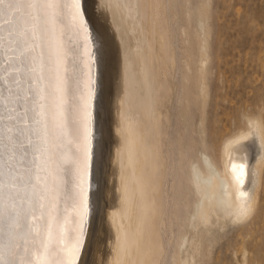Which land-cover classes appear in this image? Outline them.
<instances>
[{"label":"bare ground","instance_id":"bare-ground-1","mask_svg":"<svg viewBox=\"0 0 264 264\" xmlns=\"http://www.w3.org/2000/svg\"><path fill=\"white\" fill-rule=\"evenodd\" d=\"M205 2L209 4V0ZM94 4L98 5V13ZM105 5L106 0H81L85 33L73 20L75 8L71 0H57L54 14H45L39 21L41 34L35 45L29 34L35 15L33 6L18 0L15 6L6 4L0 12V173L9 184L4 189L6 204L14 198L11 175L31 168L35 155V148L24 154L19 142L31 138L33 145L39 147V134L45 126L47 134V152L40 172L46 194L33 209V230L22 241V249L17 250V259L25 262L35 260L38 252L43 253L40 259L44 264H85L88 255L90 264H163L165 259L167 249L161 230L166 226L167 204L163 187L173 166L167 160L171 159V155L167 156L170 151L167 155L164 152V136L170 123V79L173 80L177 68L170 5L167 0H113L112 15L115 19L122 16L123 23L117 24L127 32L122 45L113 38ZM174 15L172 20L178 14ZM198 23L203 30L206 25L202 17ZM128 31L133 33L128 35ZM58 55L64 59L70 84L65 94L62 130L52 118L55 96L50 95L49 86L54 81ZM198 58L203 67V51H199ZM33 67L41 69L38 74L42 79L37 80ZM89 87L93 92L90 155L85 161L80 106L81 96L87 98ZM41 93L49 97L45 102L49 118L44 123L35 118ZM249 127L250 131L230 136L225 142L223 173L203 152H198L199 158L192 163V182L198 190L188 214L192 232L196 233L199 226L210 228L218 222L223 226L226 220L243 222L254 213L264 156L257 157L253 138L257 136L263 147L264 134L259 120L250 121ZM99 136L106 149L102 197L95 216L92 204L99 186ZM177 176L178 173L173 187L175 219L180 217L177 205L181 197ZM168 209L170 203L167 212ZM172 220L169 218L171 234ZM189 234H179L173 264H198L200 241L194 236L189 238ZM168 237L165 236V243ZM5 239L0 236V241ZM102 244L106 246L104 252ZM10 250L9 247L6 251V259L11 258L7 254Z\"/></svg>","mask_w":264,"mask_h":264},{"label":"rangeland","instance_id":"rangeland-1","mask_svg":"<svg viewBox=\"0 0 264 264\" xmlns=\"http://www.w3.org/2000/svg\"><path fill=\"white\" fill-rule=\"evenodd\" d=\"M205 1L167 0V4L170 5L168 6V14L171 16L170 25H173L170 26V31L172 30L175 38L173 43L177 52V68L173 80L170 79L173 97H170L167 105L171 124L169 123L167 135L164 136L166 137L164 148H167L164 152L167 155L170 151L167 156L171 155V159L167 157V160L174 171L168 163V169L173 173L168 170V181L166 185L164 184L166 190L163 187L165 190L163 195L167 197L163 196V198L167 208L170 203L168 209L170 213L166 208L164 217L167 216L165 220L168 228L162 227L161 234L167 250L162 263H174L177 240L183 232L187 234L191 232L189 238L194 236L200 241L201 253L197 257L198 264H264V164L257 205L250 217L239 223L226 220L223 226L220 222L210 228L199 226L196 233L192 232L188 224L193 198L198 195L191 177V165L199 158L197 155L200 152L205 153L223 173V148L229 138L237 133L250 131L249 124L253 119L262 123L264 134V0H209V4ZM112 4L113 0L110 2L106 0L108 25L114 40L122 45L126 42L124 38L127 32L117 24V21L123 23L122 16L119 15L115 19L112 15ZM97 6L94 4L95 12L98 11ZM174 13L178 15L173 21ZM200 16L205 21V30L199 29ZM132 33L133 31H128V35ZM203 38H206V41H203ZM123 51H121L122 57ZM199 51H203V67L198 58ZM101 53L104 54L105 51ZM96 131L99 134L97 128ZM173 135L178 140L174 139ZM253 139L257 157L264 156V145L263 147L260 145L257 136ZM98 142L100 152H96L98 159L96 184L99 183V186H95L96 201L95 205L92 204L95 216L100 209L98 200L102 197L101 176L105 157L103 149H106L105 143L101 142V136ZM177 173L179 176L177 178L180 179L179 193H181L180 203L177 205L179 219L172 217L176 209L174 206L176 190L173 187ZM169 218L173 219V234L169 230ZM215 220L216 218L213 217V221ZM164 235L169 236L166 243ZM100 248L104 252L105 244ZM90 259L88 255L85 264H90Z\"/></svg>","mask_w":264,"mask_h":264},{"label":"snow or ice","instance_id":"snow-or-ice-1","mask_svg":"<svg viewBox=\"0 0 264 264\" xmlns=\"http://www.w3.org/2000/svg\"><path fill=\"white\" fill-rule=\"evenodd\" d=\"M26 3L33 6L35 15L32 17L33 23L29 29V34L33 45L40 37V23L41 18L47 15H53L57 0H25ZM18 0H0V12H3L5 5L15 6ZM75 8L73 20L77 23L80 29L87 33V26L83 19L81 12V0H71ZM87 40V36H86ZM90 44L91 41H88ZM35 49L33 48L32 51ZM91 57V53L89 52ZM64 59L62 56L57 57L55 67L54 81L50 82L52 92L50 95L55 96L54 110L52 111V118L57 121L58 127L63 129L64 108H65V94L70 90L69 80L67 79L68 69L64 67ZM32 71L37 73V80L42 79L38 74L41 69L33 67ZM90 84L92 83L91 78ZM47 91V89L45 90ZM92 89L89 87L87 98L81 96L80 106V136L84 141V158L85 161L90 155V123H91V99ZM48 96L39 94V101L35 111V118L38 123H44L48 118V109L45 107V102ZM11 131V130H9ZM46 126L39 134L40 146L33 145L31 138H25L24 141L19 142V148L23 149L26 154L29 148H35V155L31 168H26L23 173H16L11 175V187L15 190L11 203L6 204L4 189L9 187L5 182V176L0 173V236H4L5 241H0V264H44L40 259L43 253L38 252L35 260L23 261L17 259V250L22 249V241L27 235L31 233L34 228L33 220L35 219L33 209L40 204L46 194L45 182L42 179L40 172L43 170V162L47 152V138ZM79 138V137H78ZM11 137L9 140L11 141ZM23 159V154L21 160ZM22 194V195H21ZM31 217V219H30ZM83 233L81 232V235ZM81 241L79 238L76 241V247L79 248ZM10 247V252L7 254L11 257L6 259V251Z\"/></svg>","mask_w":264,"mask_h":264}]
</instances>
